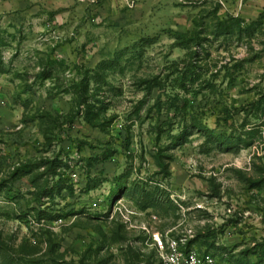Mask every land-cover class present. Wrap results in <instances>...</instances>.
I'll list each match as a JSON object with an SVG mask.
<instances>
[{
	"label": "rangeland",
	"instance_id": "rangeland-1",
	"mask_svg": "<svg viewBox=\"0 0 264 264\" xmlns=\"http://www.w3.org/2000/svg\"><path fill=\"white\" fill-rule=\"evenodd\" d=\"M0 69V264H264V0H0Z\"/></svg>",
	"mask_w": 264,
	"mask_h": 264
},
{
	"label": "built area",
	"instance_id": "built-area-1",
	"mask_svg": "<svg viewBox=\"0 0 264 264\" xmlns=\"http://www.w3.org/2000/svg\"><path fill=\"white\" fill-rule=\"evenodd\" d=\"M181 243L180 238L167 233L164 237L158 233L152 234V247L156 261L160 264H225L204 248L192 245L184 249Z\"/></svg>",
	"mask_w": 264,
	"mask_h": 264
},
{
	"label": "trees",
	"instance_id": "trees-1",
	"mask_svg": "<svg viewBox=\"0 0 264 264\" xmlns=\"http://www.w3.org/2000/svg\"><path fill=\"white\" fill-rule=\"evenodd\" d=\"M236 22H237V19H235L234 21H232L231 26H234L233 23H236ZM0 70H1V69H0ZM182 128H183V129H181V131L178 133V135H176V137H175L176 139H178V138H180V137L186 138V136H188V135L190 134L188 131H186V130H187V125H186V124H184ZM204 130H207V128L205 127ZM208 134H209L210 136H213V140H211L210 143H213V142H216V141L219 140V139H218V136L213 135L211 131H209ZM157 137H159L158 134H157ZM100 182H101L100 179H96V178H94V177H92V178L89 177V178L87 179V181H86V188H87L86 190H90V189L95 188L96 186H98V185L100 184ZM141 209H145V208H144L143 206H141ZM201 248H203V247H201ZM204 249H205V248H204ZM205 250L208 251L207 249H205ZM211 254H212V253H211ZM212 255H213V254H212ZM213 256H214V255H213ZM217 260H218V259H217ZM218 261H221V262H224L225 264H227L223 259L218 260Z\"/></svg>",
	"mask_w": 264,
	"mask_h": 264
}]
</instances>
